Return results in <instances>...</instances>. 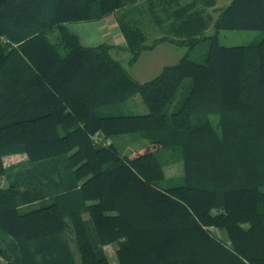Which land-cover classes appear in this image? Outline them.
Here are the masks:
<instances>
[{"label": "trees", "instance_id": "1", "mask_svg": "<svg viewBox=\"0 0 264 264\" xmlns=\"http://www.w3.org/2000/svg\"><path fill=\"white\" fill-rule=\"evenodd\" d=\"M214 4L0 0V264H113L111 244L119 264H264V35L219 40L264 31V0H231L216 18ZM110 14L129 65L163 41L189 51L141 82L110 44L66 27ZM146 17L165 32L151 43ZM203 41L200 62L190 51ZM137 95L144 109L126 111ZM126 134L146 143L122 153ZM178 161L183 175L163 186Z\"/></svg>", "mask_w": 264, "mask_h": 264}, {"label": "rangeland", "instance_id": "2", "mask_svg": "<svg viewBox=\"0 0 264 264\" xmlns=\"http://www.w3.org/2000/svg\"><path fill=\"white\" fill-rule=\"evenodd\" d=\"M155 26L154 23H151L150 21H146V23L143 25V29L146 31L147 34V42L151 43L156 37H160L162 35H165V32L160 29H152V27ZM214 32L213 27H211L206 34H212ZM264 35L263 30H222L219 34V40L220 43L227 46H233V45H242L247 44L252 41L260 39ZM171 45H164L162 47H159L154 52H146L141 59L135 64V65H129V52L122 53L119 59L128 67L130 72L134 77L137 79H142V81L145 80H151L157 75H159L165 65H171L175 64L179 61V59L184 56L187 51H189V48L186 46H179L172 43H169ZM208 49V44L206 41H203L199 43L194 49L190 51V56L200 62L205 61L206 53ZM153 62L154 64L152 67H149L147 69L148 64ZM189 82V80L186 81V84ZM183 95V88L180 89V94L177 97V100H179ZM141 97L137 95L136 97L130 98L126 100L125 102L121 103L123 108L126 109V111H130L133 113H140L142 111L140 104H141ZM143 105V103H142ZM213 121L216 123L219 114L218 113H211L210 114ZM114 140L118 144L120 150L122 153H126L127 151L134 149L138 147L139 145L146 143V141L140 137L138 134H126V135H117L114 137ZM25 157H18L15 156L10 162L17 163L19 161L24 160ZM167 172V178L163 181V186H170L173 184L178 183L177 179L183 175V164L178 161L175 163L170 164L166 167ZM3 184H7L5 177L1 178ZM264 190V186H263ZM44 202H37L35 204L24 206V209H31L34 207H39ZM85 218L88 221V224L90 227H92V222L90 220L89 214H84ZM212 230L220 235L223 238H226V232L224 230H219L217 228H212ZM70 235V243L74 251H76V244L73 240V235ZM6 236L0 235V242L3 244L4 247H6L5 242ZM106 251L110 257V260L113 264H119L118 259L116 256V247L115 245H107L105 246ZM1 261H5L3 257L0 256Z\"/></svg>", "mask_w": 264, "mask_h": 264}, {"label": "crops", "instance_id": "3", "mask_svg": "<svg viewBox=\"0 0 264 264\" xmlns=\"http://www.w3.org/2000/svg\"><path fill=\"white\" fill-rule=\"evenodd\" d=\"M230 1L231 0H215V4L212 7H210L209 10L213 14V16L216 18L220 9L227 6L230 3ZM146 21L147 22L150 21L151 23L155 24V26H153L152 29H160L161 30L159 25L156 24L149 17H146L145 19H143L142 27L146 23ZM66 27L71 33H73L74 35H76L78 37V39L80 40L82 45L97 46V45H100L102 43L110 44L112 46L111 52L114 55V57H116L117 59H119V57L121 56L122 53L129 52V50L127 49L126 38H125L121 28H120V25L118 23V20H117L115 14H110L106 17H103V18H100L97 20L67 23ZM211 27H213V26H211ZM169 43H172V45L175 44V43L170 42V41H163V42L157 44L154 49L143 51L140 58L138 59V61L141 59V57L146 52H154L159 47H162L164 45H171ZM175 45H177V44H175ZM129 54H130V52H129ZM129 58H130V56H129ZM153 64H154L153 62L148 64L147 69H149V67H152ZM137 80H139L141 82L148 81V80L142 81V79H137ZM140 107L142 110L144 109V106L142 104H140Z\"/></svg>", "mask_w": 264, "mask_h": 264}, {"label": "built area", "instance_id": "4", "mask_svg": "<svg viewBox=\"0 0 264 264\" xmlns=\"http://www.w3.org/2000/svg\"><path fill=\"white\" fill-rule=\"evenodd\" d=\"M94 137H95V139H96L97 141H102V140H104L103 137H102V136H99V135H95ZM106 143H109V141L107 140Z\"/></svg>", "mask_w": 264, "mask_h": 264}]
</instances>
